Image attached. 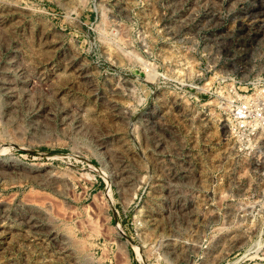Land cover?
<instances>
[{"label": "rangeland", "instance_id": "1", "mask_svg": "<svg viewBox=\"0 0 264 264\" xmlns=\"http://www.w3.org/2000/svg\"><path fill=\"white\" fill-rule=\"evenodd\" d=\"M263 69L264 0H0V264H264Z\"/></svg>", "mask_w": 264, "mask_h": 264}, {"label": "built area", "instance_id": "2", "mask_svg": "<svg viewBox=\"0 0 264 264\" xmlns=\"http://www.w3.org/2000/svg\"><path fill=\"white\" fill-rule=\"evenodd\" d=\"M229 75L227 73L225 78L232 82L217 91V107L224 116L235 148L246 156L249 168L262 166L264 179V69L239 80ZM236 83H243V86Z\"/></svg>", "mask_w": 264, "mask_h": 264}]
</instances>
